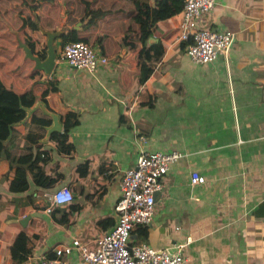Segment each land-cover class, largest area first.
<instances>
[{
	"label": "crops",
	"instance_id": "1",
	"mask_svg": "<svg viewBox=\"0 0 264 264\" xmlns=\"http://www.w3.org/2000/svg\"><path fill=\"white\" fill-rule=\"evenodd\" d=\"M131 1L72 0L73 12L66 14V0H57L54 22L31 12L35 28L24 26L20 36L15 12L0 14L15 38L0 37V43L9 53L19 49L20 61L27 57L18 40L46 49L52 32L55 50L49 73L30 74L36 69L32 59L26 78L5 75L0 67L4 84L17 91L29 87L34 96L2 140L7 152L0 155V264L50 257L54 246L73 238L96 248L116 218L118 178L134 164L139 148L181 155L160 177L150 222L134 226L130 242L170 251L180 244L181 264H264V0H214L199 16L204 25L233 31L226 52L206 63L184 52L178 37L182 8L167 0L163 8L171 13L154 20L140 42L138 25L128 14ZM157 1L136 0L137 8L155 7ZM88 18L87 42L108 58L91 71L59 57L60 30L81 34ZM148 46L159 55L141 81L138 50ZM68 111L75 121L64 127L67 147L57 148L49 136L62 128ZM34 114L49 118L35 141L28 137L39 132ZM52 114L60 128L47 132ZM137 134L145 139L137 141ZM21 148L38 158L22 166L15 187L14 157ZM192 170L203 181L191 183ZM59 185L72 197L47 210V194ZM14 251L23 256L16 263ZM64 259L81 264L77 249Z\"/></svg>",
	"mask_w": 264,
	"mask_h": 264
},
{
	"label": "built area",
	"instance_id": "2",
	"mask_svg": "<svg viewBox=\"0 0 264 264\" xmlns=\"http://www.w3.org/2000/svg\"><path fill=\"white\" fill-rule=\"evenodd\" d=\"M213 3L214 0H183L182 3L178 37L185 42L184 52L197 63L210 62L218 53L226 52L233 38L230 28L207 26L200 20L199 16L210 10ZM59 57L68 65L87 71L108 61L105 54L82 40L65 42ZM144 139V135H136L137 141ZM180 155L176 150L139 148L134 164L118 178L119 196L114 203L116 218L112 228L98 238V246L88 248L73 238L68 244L54 246L52 256H40L28 264H68L64 256L73 249L79 251L81 264H181L180 244L170 251L145 242L133 243L129 239L134 226L150 222L155 206L154 193L160 188V177ZM189 180L191 183L201 182L203 176L192 170ZM71 197L70 189L66 185H59L47 194L46 209L66 203Z\"/></svg>",
	"mask_w": 264,
	"mask_h": 264
},
{
	"label": "trees",
	"instance_id": "3",
	"mask_svg": "<svg viewBox=\"0 0 264 264\" xmlns=\"http://www.w3.org/2000/svg\"><path fill=\"white\" fill-rule=\"evenodd\" d=\"M167 0H158L155 7L149 8L148 6H144L143 8H140V10L137 8L136 0H132L130 2L129 6V16L132 19L134 23L138 25L139 30V40L140 42H144L145 38L147 37L151 23L158 19L162 18L171 12L169 10L165 11L163 6L166 5ZM171 3H174L176 6V9H180L183 3V0H170ZM88 4V3H87ZM59 6L57 3V0H0V14L1 15H7L8 12L16 14V23H17V34L20 36V33L24 26H29L31 28H35V25L33 24V19L31 18V12H43L42 20L43 19H49L51 22L53 21V18L56 17L58 12ZM96 8L94 10H97ZM137 9V10H136ZM68 12H73L72 7V0H66V14ZM88 15V12H86ZM47 14V16L45 15ZM67 16V15H66ZM93 17V15H92ZM91 24L90 18L87 19L86 23L82 25V29L84 32L79 34L76 29H69L67 31L60 30L58 33V36L60 38V46L62 48L63 44L67 41L71 40H82L87 42L89 39L88 31ZM125 30V29H124ZM0 37L1 40H9L11 42H15V38L11 36V33L6 29V26L2 23H0ZM25 41V44L31 49L32 53L37 55L39 58H42L45 54V46L41 45V47L36 48L35 44L31 42L30 40L22 39ZM123 42H127L124 41ZM88 43V42H87ZM19 49H15L13 53H9L8 49L6 48V44L0 43V67L2 69L6 70L5 75L9 74H16L18 76H23V78H26L27 75H23L25 69L28 67L29 62H31V59H24L20 61L18 57ZM101 53L105 54V51L103 49H100ZM159 55V50H153L150 46L148 47H141L138 50V68H139V75L138 79L143 80L146 75H148L151 67H152V61H154ZM14 61H11V58ZM33 62V60H32ZM40 72L38 69H32L30 74H35ZM46 89L42 91V96L45 93ZM34 100L33 92L29 87H25L22 91L14 90L13 87H10L6 84H4L0 80V155L1 151L3 150V154L6 153L4 149V144L2 142L3 139H5L10 131L11 126L13 123L19 121L24 117L25 109H27L31 103ZM65 121L63 123V126L60 130H56L50 133L49 138L53 140L57 148L59 146H63L64 148L67 147V143H65V137L67 134V131L65 128L70 126L74 121L75 117L71 113V111L66 112L63 117L62 121ZM31 121L36 125L39 132L35 133L33 135L28 136L32 140H36L38 136H40L41 130L44 128V125L48 124L49 118L46 117L45 114L37 115L34 114L32 116ZM65 127V128H64ZM14 157V156H13ZM38 158V153L31 152L30 149L22 150L19 152L18 156L14 157L15 162V169H16V176H14L12 182L15 187H19V176L21 175L22 166L29 164L32 162L33 159ZM20 170V171H19ZM21 239V236H18L17 238V247L19 248L18 240ZM26 251V248L24 249V252ZM23 252V253H24ZM22 254L17 255L16 252L12 253V258L14 259V263L20 261L22 259Z\"/></svg>",
	"mask_w": 264,
	"mask_h": 264
},
{
	"label": "water",
	"instance_id": "4",
	"mask_svg": "<svg viewBox=\"0 0 264 264\" xmlns=\"http://www.w3.org/2000/svg\"><path fill=\"white\" fill-rule=\"evenodd\" d=\"M54 33L47 32L46 39V49L45 56L43 58H39L37 55L32 54L31 49L24 43L18 40V45L22 48L24 56L33 60V67L36 69H40L45 73H49L54 65L55 58V50L52 43V37ZM60 128V123L57 120V117L52 114V124L47 128V132L51 130H56ZM158 195V191L154 193V198L156 199Z\"/></svg>",
	"mask_w": 264,
	"mask_h": 264
}]
</instances>
